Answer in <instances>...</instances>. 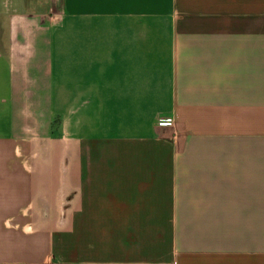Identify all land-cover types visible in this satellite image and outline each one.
I'll list each match as a JSON object with an SVG mask.
<instances>
[{
    "label": "crops",
    "instance_id": "crops-1",
    "mask_svg": "<svg viewBox=\"0 0 264 264\" xmlns=\"http://www.w3.org/2000/svg\"><path fill=\"white\" fill-rule=\"evenodd\" d=\"M0 264H264V0H0Z\"/></svg>",
    "mask_w": 264,
    "mask_h": 264
}]
</instances>
